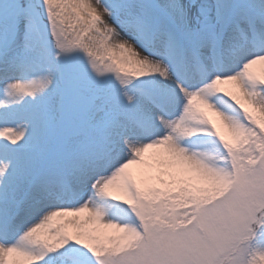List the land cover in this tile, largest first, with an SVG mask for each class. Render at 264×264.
I'll list each match as a JSON object with an SVG mask.
<instances>
[{"label": "snow or ice", "instance_id": "snow-or-ice-1", "mask_svg": "<svg viewBox=\"0 0 264 264\" xmlns=\"http://www.w3.org/2000/svg\"><path fill=\"white\" fill-rule=\"evenodd\" d=\"M0 264H264V0H3Z\"/></svg>", "mask_w": 264, "mask_h": 264}, {"label": "rangeland", "instance_id": "rangeland-1", "mask_svg": "<svg viewBox=\"0 0 264 264\" xmlns=\"http://www.w3.org/2000/svg\"><path fill=\"white\" fill-rule=\"evenodd\" d=\"M2 2H3V0H0V3H2ZM255 68H256L257 70H261V66H260V65L255 66Z\"/></svg>", "mask_w": 264, "mask_h": 264}, {"label": "bare ground", "instance_id": "bare-ground-1", "mask_svg": "<svg viewBox=\"0 0 264 264\" xmlns=\"http://www.w3.org/2000/svg\"><path fill=\"white\" fill-rule=\"evenodd\" d=\"M255 70L258 71V72L260 71V70H257L256 68H255ZM225 87H231V85H225Z\"/></svg>", "mask_w": 264, "mask_h": 264}]
</instances>
